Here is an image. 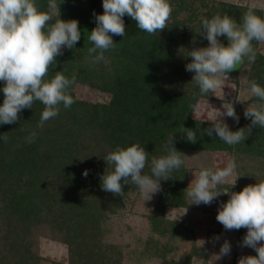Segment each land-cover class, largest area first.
Wrapping results in <instances>:
<instances>
[{"label":"trees","instance_id":"obj_1","mask_svg":"<svg viewBox=\"0 0 264 264\" xmlns=\"http://www.w3.org/2000/svg\"><path fill=\"white\" fill-rule=\"evenodd\" d=\"M99 1L102 0H88L87 8L83 9L80 0H57L59 19L78 21L81 38L76 48L79 56L93 46L88 36L96 26L93 13L103 14ZM195 1L198 0H169L174 13L183 7L189 11V27L182 31H175L174 17H171L172 24L168 23L165 30L148 35L125 15L122 18L125 35L112 36L116 46L105 52L108 61L105 65L99 62L87 67L81 63L70 70L67 68L70 64L63 55L55 58L56 65L50 68V75L57 71L69 79L74 75L75 82L108 93V104L77 100L72 86L70 94L75 102L68 109L61 104L59 115L47 121L43 129L37 128L44 107L39 101L33 103L32 109L21 110L17 122L0 124V135L6 133L8 136L7 142L0 136V201L3 203L0 210L4 212L8 225L1 239L13 244L14 252H28L30 246L28 240H24L28 234L26 231L33 224L42 223L50 231L60 234L61 241L70 249V255L83 251L81 248L100 220L97 207L108 206V198H111L109 195L104 199L106 191L102 189L100 180L107 164L104 159L100 163L91 162L88 156L92 152L97 151L99 157L104 158L108 150H114L118 145L126 148L135 140L143 145L147 142L158 151L170 133L174 137L173 146L178 147L182 133L177 131L183 124L182 108L186 105V96L181 90L176 93L162 79L165 76L167 84L177 81L186 84L189 72L185 70V64H178V60L184 58L186 63H190L192 58L186 56V52L199 48L200 42L206 39L197 34L200 26L198 16L211 18L220 7L204 4L206 13L202 15L197 13L199 6L193 9L188 6ZM36 4L41 11H48V0H36ZM246 10H240V16ZM255 13L260 16L257 10ZM55 19L53 16L52 22ZM256 56L253 65L256 80L264 87V57L258 53ZM3 86L0 81V88ZM3 99L0 91V105ZM156 123L161 124V129L156 127ZM190 124L194 125L192 121ZM244 125L240 122L239 127L229 129L236 131ZM194 127L198 142L205 138L216 149L229 148L214 132L212 136L206 134L205 129L212 125L207 127L196 123ZM33 131L37 133L36 139L27 143L25 138ZM86 138L92 141L86 142ZM85 171L88 173L86 177L83 175ZM181 175L183 173L173 171L171 179L160 182L163 186L180 185L184 181ZM126 189L127 186L123 185L122 190ZM179 189L175 194V188L169 193L179 198ZM170 204L183 205L182 200L172 203L167 199L166 205ZM43 212L46 214L40 216ZM153 218L158 216L154 214ZM155 224L153 219L151 225Z\"/></svg>","mask_w":264,"mask_h":264},{"label":"clouds","instance_id":"obj_2","mask_svg":"<svg viewBox=\"0 0 264 264\" xmlns=\"http://www.w3.org/2000/svg\"><path fill=\"white\" fill-rule=\"evenodd\" d=\"M58 5L57 0H48L50 11H41L36 0H0V81L4 84L0 88L4 95L0 124L17 122L21 110L32 109L33 103L39 101L44 107L37 128L43 129L47 121L59 115L61 104L68 109L75 102L70 94L75 76L69 79L61 71L50 75V68L56 65L55 58L63 54L62 49H73L81 38L78 21L59 19ZM102 7V15L93 13L96 26L88 36L93 45L88 48L93 64L105 61L104 53L115 48L112 36L124 37L122 18L125 15L135 21L139 30L156 35L168 27L173 12L169 0H103ZM257 7L256 3L248 5L239 23L226 12L200 18L197 34L206 38L208 46L186 52L192 59L185 70L194 73L191 82L198 86L201 97L221 90L229 80V73L239 70L245 58L249 64L255 62L257 53L252 42H264V18L256 15ZM221 36L226 38L227 46L218 39ZM246 83L250 96L256 98L243 113L246 119H251L247 128L231 131L220 119L227 116L239 122L232 102L222 104L223 112L208 105L214 115L210 120L212 127L205 129L206 134L212 136L214 132L229 146L244 142L252 128L264 129V87L254 79ZM177 132L188 142L197 140L191 129L180 126ZM0 136L8 141L6 133ZM36 136L35 131L31 132L26 142L33 143ZM173 139L170 133L162 145L165 154L161 156L150 157L139 142L126 148L116 146L104 157L107 167L100 177L102 189L123 196V180V184L135 185L146 201L149 200L161 190L160 181L171 179V173L185 162L186 156L175 149ZM146 166L150 167L151 175L144 174ZM236 167L235 156L223 168L201 167L193 173L194 179L185 194L195 205H210L220 195L229 196L227 202L219 205L215 219L225 230L247 229L241 247L256 252L255 256H241L237 264H264V180L245 186L240 192L218 190L219 185L234 175ZM83 175L86 177L87 171ZM230 250L225 240L216 258L229 255Z\"/></svg>","mask_w":264,"mask_h":264},{"label":"rangeland","instance_id":"obj_3","mask_svg":"<svg viewBox=\"0 0 264 264\" xmlns=\"http://www.w3.org/2000/svg\"><path fill=\"white\" fill-rule=\"evenodd\" d=\"M80 2L82 8L86 9L88 0H80ZM102 2L103 0L99 1L98 5L102 6ZM252 3L257 4L256 10L260 13V17L264 18V0H198L188 6L191 9L199 6L197 13L205 15L204 4L208 7L214 4L220 6L217 7L216 13L226 12L239 23L242 17L239 11L247 9V6ZM187 12L189 11H185L183 7L179 12L174 13L173 11L171 14V17H174L173 23L176 25L175 31H182L189 27L187 24L189 13ZM189 20L193 22L192 18ZM168 23L172 24L170 20ZM218 39L227 46L225 37L221 36ZM204 42L206 39L200 42V47L208 46V42L203 46ZM252 43L256 53L264 57V42L253 41ZM76 47L75 44L73 49H62V55L70 64L67 68L71 70L74 65L81 63L87 67L96 65L92 63V56H89L88 51L80 57L79 49ZM104 55L106 59L101 62L102 65L108 62L105 53ZM182 59L178 60L179 65L188 64L184 58ZM254 63L249 64L245 58L240 71L230 74L229 80L221 90L208 94L206 97H201L198 86L191 82L193 72L187 74L186 84L178 81L167 84L164 76L162 79L164 84L173 88L176 93L183 91L186 96L184 100L186 105L182 108L183 124L179 127L193 131L196 123L205 124L208 127L212 125L210 120L214 115L210 108L223 112L222 104L232 102L239 122L227 116L220 119L231 129L239 127L240 122H243L244 128L245 126L247 128L251 124V119L244 117V110L249 104L256 102V98L250 96L246 83L248 80H256ZM256 82L263 87L258 80ZM72 92L75 99L90 104L105 105L110 100L108 93L78 81L73 85ZM197 105L199 107H196ZM185 121L188 122L185 123ZM190 121L194 125L190 124ZM156 127L161 129L162 126L156 123ZM85 140L86 142L92 141L87 138ZM134 143H137V140ZM140 144L143 145L141 142ZM143 147L150 157L164 155L161 148L157 151L147 142ZM175 149L186 156L181 168L174 170L183 173L181 175L183 183L176 186L172 184L163 186L160 182L161 190L152 194L151 198L146 201L135 185L123 184L122 180V184L127 186V189L123 191L124 195L116 196L106 192L104 199L109 195L111 197L108 198L109 205L97 207L100 220L93 227L94 231H91L87 242L84 243L85 246L81 248L83 250L81 253L70 255V249L61 241L60 234L50 231L43 223L33 224L26 231L28 234L24 240H28L30 246L28 252H14L13 244L1 239L5 236L8 225L4 212L0 210V264H94V261L96 264H237L241 256H255L256 252L253 249L241 247L247 229L225 230L215 219L219 205L227 202L229 196L220 195L210 205L203 203L195 205L191 204V200L185 194V189L194 179L193 173L198 172L201 167L223 168L232 156H235L237 164L235 173L228 179V182L219 185L218 190L227 189L231 192H240L245 186L264 180V129L258 126L252 128L251 135L244 142L223 149H216L205 138L201 142H198V139L195 143L188 142L181 134L179 145ZM98 153L97 151L92 152L88 159L91 162L100 163V160L104 158L99 157ZM144 174L151 175L149 166L145 167ZM234 180H236L235 185L232 187ZM173 188H175L173 194L180 188L179 198H174L173 194L169 193ZM164 190L168 191L164 192ZM167 199L172 203H180L182 200L183 205H166ZM2 204L0 201V205ZM185 209H187L186 212ZM44 214L46 213L43 212L40 216ZM154 214L158 218H153ZM153 219L155 226L151 225ZM225 240L231 246L230 254L217 259L216 256L219 255L220 247ZM201 241L204 243L202 244Z\"/></svg>","mask_w":264,"mask_h":264},{"label":"water","instance_id":"obj_4","mask_svg":"<svg viewBox=\"0 0 264 264\" xmlns=\"http://www.w3.org/2000/svg\"><path fill=\"white\" fill-rule=\"evenodd\" d=\"M232 72H234V71H232Z\"/></svg>","mask_w":264,"mask_h":264}]
</instances>
